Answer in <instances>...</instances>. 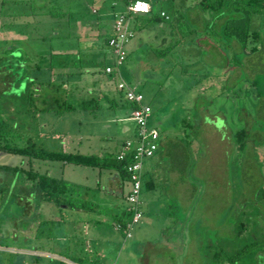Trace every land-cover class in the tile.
<instances>
[{
	"label": "rangeland",
	"instance_id": "374dc122",
	"mask_svg": "<svg viewBox=\"0 0 264 264\" xmlns=\"http://www.w3.org/2000/svg\"><path fill=\"white\" fill-rule=\"evenodd\" d=\"M146 1L151 6L148 14L130 15L131 36L124 46L126 56L116 67L105 40L114 34L113 16L125 13L124 0H0V69L5 70L1 64L7 45L13 40L21 43L19 55L28 59L17 69L14 65L11 72L17 77L26 76L25 81L31 80L33 86L26 90L31 92L30 99L24 93L25 85L15 87L13 84L10 92H0V144L29 145L99 158L111 156L136 129L135 122L129 119L131 107L115 83L123 81L135 85L142 94V101L151 106L147 125L156 127L159 141H163L154 157L143 160V172H156L158 166L162 171L181 172L193 186L191 213L204 197L217 201L219 205L213 210L216 214L220 202L224 207L226 204L225 242L232 237L226 231L230 221L238 222L239 238L249 231L250 238H261L264 236V196L259 192L264 190V47L256 54H246L243 62L238 61L241 54L235 47L240 42L246 51L255 46L257 43L251 37L254 29L264 37V7L259 14L244 11L243 18L232 17L227 22L222 32L230 40L227 47L221 44V37L216 42L215 37L205 35L204 25L209 16L198 7V0ZM160 11L167 19L158 16ZM170 46L165 55H156V50ZM104 66L117 70L118 75L110 78L103 72ZM4 80L8 84L7 76ZM205 86L208 88L199 96V90L203 91ZM210 96L215 99L210 100ZM206 105L207 118L202 121L199 113ZM217 109L231 114L229 121L224 118L225 125L218 119L215 123L209 120L214 113L212 110ZM185 122L189 126L184 133L170 135L169 131H177ZM202 123L212 124L221 134L224 130L222 141L218 133ZM123 126L129 130L122 131ZM242 126L247 128V139L245 147L236 150L235 141H229L226 132L231 134ZM20 158L4 161L19 162V167L25 170L63 171L58 177H62L70 189L73 182L90 180L85 172L110 171L55 160ZM152 160L158 165L150 164ZM223 163L225 168L222 169ZM4 172L8 171L0 168L2 175H6ZM207 172H226L223 184H227V190L216 196L203 194L201 188L205 189L209 183ZM2 175L0 186L5 187L6 194L0 199V208L5 205L8 208L4 217L0 213V219L10 222L23 218L16 205L23 204L29 181L21 172L1 178ZM13 178L14 183L9 185L8 180ZM165 229L151 249H144L146 256L130 264H142L143 259L146 264L176 261L174 248L183 245L182 241H173L176 236L184 238L178 262L185 258L187 264L201 263L204 250L201 243L204 242L200 238L204 235L198 225L190 226L189 232L188 227ZM4 230L2 224L0 231ZM188 237L192 239L189 251ZM0 241L10 242L4 235ZM239 243H243L242 240ZM0 249L17 251L13 247L0 246ZM241 259L243 264L256 262L255 257L250 261ZM75 261L87 264L84 258Z\"/></svg>",
	"mask_w": 264,
	"mask_h": 264
},
{
	"label": "crops",
	"instance_id": "0c3cea01",
	"mask_svg": "<svg viewBox=\"0 0 264 264\" xmlns=\"http://www.w3.org/2000/svg\"><path fill=\"white\" fill-rule=\"evenodd\" d=\"M106 74L110 78L112 76L113 79L115 78L113 74ZM132 86L135 87V85ZM106 101H108V97L105 98ZM201 125L207 124L202 123ZM188 126L182 123L177 131L173 130L169 133L172 136L176 132L182 134ZM208 129L218 133L212 124L208 126ZM128 130L126 126L122 127V131ZM222 134L218 133L219 141H222ZM161 144L163 141H159L158 137V146L154 156ZM0 156V160L3 161L0 163L10 165L12 164L4 160L15 157L6 153H0ZM150 164L158 165L153 160ZM223 168H225L224 163ZM62 172L37 173L62 179V177H58ZM85 173L90 178L88 182L81 180L72 183L74 186L69 191L71 206H57L43 200L39 194L31 195L32 182L26 179L29 184L25 189H29V191L23 202V218L8 222V228L0 231V237L4 235L10 240L9 244L0 241V246L17 249V251L9 250L10 254L5 259L8 258L11 264H68V261L76 262L75 259L81 258H84L87 264H130L146 256L144 255L145 250L151 249L153 242L158 238L157 236L163 235V232L166 231L165 227L175 226L180 229L188 227L189 232V227L195 224L199 226L200 232L204 235L200 238V241L204 242L201 243L204 250L200 264H226V260L223 259L225 253L231 254L239 246L255 239L248 236L250 231L245 237L239 238L236 229L238 222L235 224L230 221L226 231L232 237H229L225 242L224 209H228L227 205L225 204L224 207L220 202L219 212L216 214L213 210L216 205H219L216 203L217 201H209L213 199L203 196L202 201L197 203L194 212L191 213L190 198L194 192L192 182L180 175L181 172L162 171L159 166L156 168V172H147V170L143 172L142 166L138 203L141 217L138 223L131 228L129 236L124 237L121 231L113 228L112 224L126 219L128 215L124 199L127 190L125 175L114 169H110L109 172ZM225 173H205L209 183L205 189L201 188L202 193L216 196L217 193L220 194L227 190V184H223ZM0 213L3 216L6 214L4 211ZM180 231H185V229L178 230L177 233ZM172 239L173 241H182L183 245L175 246L173 257H176V261H171L168 264H187L185 258L184 261L179 260L180 262H178L177 260V256L184 249V238L176 236ZM240 240L243 243L240 244ZM187 241V251H189L192 239L188 237ZM233 243H235L234 246H232ZM154 256L156 258L157 255ZM143 262L146 264L147 261L143 259Z\"/></svg>",
	"mask_w": 264,
	"mask_h": 264
},
{
	"label": "trees",
	"instance_id": "16d2710c",
	"mask_svg": "<svg viewBox=\"0 0 264 264\" xmlns=\"http://www.w3.org/2000/svg\"><path fill=\"white\" fill-rule=\"evenodd\" d=\"M125 1V0H124ZM260 0H198L197 5L202 11H207L209 16V19L206 20L204 25V32L205 35L210 36V38L215 37V41L217 42L219 38L221 37L220 41L221 44H224V46H229V39H226L223 36V31L226 28L227 22L232 19V17H236L237 19H241L244 16V11L250 13V14H259L262 11V8L264 7V1L260 2ZM149 13V12H148ZM145 13V14H148ZM159 16V14H158ZM160 17V16H159ZM217 28V29H216ZM97 36V34H95ZM104 34L102 35V39ZM251 37L255 40L257 43L255 46H252L248 51L245 50V46L243 43H238L235 47L237 51L241 54V57L239 58V62H243V58L246 57V54L252 55L256 54L258 51H260L264 47V37L261 36L257 29H254L251 32ZM229 40V41H227ZM219 41V42H220ZM22 45L21 43H18L13 40V43H10L7 45V51H5V56L2 57V64L1 68L5 70L0 69V92H10L12 85L14 84L15 87L18 86H24L26 93V96L30 99V93L26 90L30 86L33 89L31 80L29 82L25 81L23 77H17L16 73L12 74V67L15 65V68L17 69L20 67V64L23 63V61L27 60L28 58H22L21 55H19L20 52H22V48L19 46ZM231 44V43H230ZM10 45V46H9ZM259 45V47H257ZM170 47L164 48V49H158L155 51L156 55L163 56L165 55L166 51H168ZM264 51V48H263ZM80 53V52H79ZM81 54V53H80ZM19 65V66H17ZM15 69V70H16ZM8 70V71H7ZM3 72V73H1ZM8 78V84L5 83L4 78ZM10 76V77H9ZM20 78H23V80L19 81ZM196 83V80L193 81V84ZM208 86H205L203 88V91L198 92V95H203L201 92H204ZM137 89V88H136ZM138 90V89H137ZM31 91V90H30ZM220 93H223L220 92ZM219 93V94H220ZM213 94V93H212ZM225 95V94H224ZM198 96V97H199ZM215 96V94H214ZM214 96H210V100L215 99ZM197 97V98H198ZM208 102V101H207ZM213 101H211L212 103ZM96 104V103H95ZM130 107L131 105L128 104ZM212 106V104L210 105ZM202 111L199 113L202 116V119L207 118V116L204 114V112L208 111V105L202 106ZM214 113L210 115V119L215 120L218 119L220 122L225 125L224 118L229 121L231 119V114L229 112L221 111V110H212ZM197 114V116L199 115ZM224 115V116H223ZM227 117V118H226ZM184 124L188 125L187 122ZM226 130V129H225ZM247 128L246 127H239L236 131L226 132V135L231 141H235L234 148L236 150H242L245 147V141L247 139ZM232 147V145H231ZM0 153H6L13 155L17 158L20 157H26L28 159H41V160H55L60 161L64 163H73V164H80L85 166H92V167H98V168H106V169H114L117 172H120L125 175L126 172L122 168L123 162L116 161L112 156H106L99 158L96 155H86V154H80V153H71V152H65V151H51L46 150L42 148H34L32 146L26 145V146H16L8 143H2L0 144ZM0 168L8 171L4 172L6 175H2L0 173L1 178L4 176H9L11 173H17L21 172L23 177L30 180L32 183V189H31V195L34 193L39 194L42 196L43 200L52 202L53 204H56L57 206H71L72 202L70 199V187L67 185L66 181L62 179H55L52 177H49L45 174L37 173L36 171H32L31 169L25 170L19 167L18 164H5L0 163ZM14 179H9L8 183L11 185L14 183ZM24 183V181H22ZM29 189H25L26 195H28ZM8 193V192H7ZM4 194H6L5 187L3 185L0 186V199L3 198ZM261 195L264 196V190H261ZM19 207V209L23 208L22 205H16ZM7 206H3L0 212L4 211L7 213ZM4 217V216H3ZM7 218V217H5ZM19 224L21 222H18ZM5 227V229L8 228V220H3V218L0 220V226ZM264 236L260 238L257 237L255 239L250 240L247 244H244L242 246H239L238 249L234 250L231 254L225 253L224 254V260H226V264H237L238 262H241L239 259L244 261H250L249 259H252L255 257V264H264ZM10 254L6 250H0V264H11V261L5 259V257ZM5 260V261H4ZM242 263V262H241ZM243 264V263H242Z\"/></svg>",
	"mask_w": 264,
	"mask_h": 264
},
{
	"label": "built area",
	"instance_id": "2783aa9c",
	"mask_svg": "<svg viewBox=\"0 0 264 264\" xmlns=\"http://www.w3.org/2000/svg\"><path fill=\"white\" fill-rule=\"evenodd\" d=\"M151 6L146 0H125V13L113 16L111 28L114 34L108 36L105 43L109 52L114 57V66H118L125 59V43L131 36L129 30V20L132 13H148ZM159 16L167 19L163 11ZM104 73H111L116 77L117 70H112L110 66L103 68ZM117 90L122 98L131 105L129 119L136 124V129L131 138L125 139L120 148L111 155L116 161L123 162L122 168L126 172L125 192L127 218L112 224L115 230L122 232L124 237L129 236L131 228L138 223L141 212L138 208L139 195L141 189V171L143 160L151 158L157 150V140L159 132L156 127L147 125V120L151 114L150 105L144 103L142 94L134 86L123 81L115 83ZM68 264H78L68 261Z\"/></svg>",
	"mask_w": 264,
	"mask_h": 264
},
{
	"label": "flooded vegetation",
	"instance_id": "af4514ba",
	"mask_svg": "<svg viewBox=\"0 0 264 264\" xmlns=\"http://www.w3.org/2000/svg\"><path fill=\"white\" fill-rule=\"evenodd\" d=\"M19 46H21V45L19 44Z\"/></svg>",
	"mask_w": 264,
	"mask_h": 264
}]
</instances>
